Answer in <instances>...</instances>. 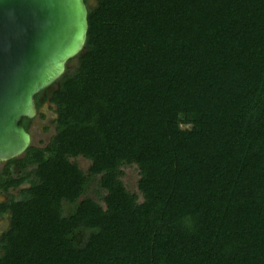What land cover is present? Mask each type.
Returning <instances> with one entry per match:
<instances>
[{
  "label": "trees",
  "instance_id": "obj_1",
  "mask_svg": "<svg viewBox=\"0 0 264 264\" xmlns=\"http://www.w3.org/2000/svg\"><path fill=\"white\" fill-rule=\"evenodd\" d=\"M89 21L36 96L57 132L0 171L29 184L0 264H264V0H97Z\"/></svg>",
  "mask_w": 264,
  "mask_h": 264
},
{
  "label": "water",
  "instance_id": "obj_2",
  "mask_svg": "<svg viewBox=\"0 0 264 264\" xmlns=\"http://www.w3.org/2000/svg\"><path fill=\"white\" fill-rule=\"evenodd\" d=\"M89 10L86 0H0V162L33 144L22 120L84 50Z\"/></svg>",
  "mask_w": 264,
  "mask_h": 264
},
{
  "label": "rangeland",
  "instance_id": "obj_3",
  "mask_svg": "<svg viewBox=\"0 0 264 264\" xmlns=\"http://www.w3.org/2000/svg\"><path fill=\"white\" fill-rule=\"evenodd\" d=\"M97 0H88L89 6L96 5ZM77 64V57H74L68 62V68L73 69ZM55 83L46 89V91H52ZM49 94V93H48ZM56 105L52 103L47 97L43 99L42 106L36 117L32 118L30 122V131L32 132V143L35 145H43L49 142L51 137L57 132L55 120L57 118ZM81 165L87 168L89 161L83 157L79 158ZM7 161L0 162V168ZM138 177L139 172L135 167L126 168L125 180L127 181L130 188L136 190L138 188ZM2 228V227H1Z\"/></svg>",
  "mask_w": 264,
  "mask_h": 264
},
{
  "label": "flooded vegetation",
  "instance_id": "obj_4",
  "mask_svg": "<svg viewBox=\"0 0 264 264\" xmlns=\"http://www.w3.org/2000/svg\"><path fill=\"white\" fill-rule=\"evenodd\" d=\"M88 3V0H86ZM46 96H50V93L48 94L46 91L44 92V94L41 96V99H45ZM48 99V98H47ZM42 106V105H41ZM40 106V108H41ZM39 108V110H40ZM30 130V125L29 128ZM7 162L0 168V171H4V167L6 166ZM29 184L28 183H22L20 186H11L9 188V191H4V189H2V187H0V206L3 205V203H5L10 195L13 194H18L21 189L28 187ZM11 226V216L10 213L7 211H4L0 214V235L3 234L4 232H6ZM2 227V228H1Z\"/></svg>",
  "mask_w": 264,
  "mask_h": 264
}]
</instances>
